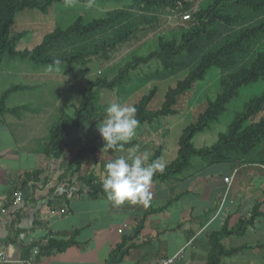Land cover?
<instances>
[{"label":"trees","instance_id":"obj_1","mask_svg":"<svg viewBox=\"0 0 264 264\" xmlns=\"http://www.w3.org/2000/svg\"><path fill=\"white\" fill-rule=\"evenodd\" d=\"M99 1L105 0H95L94 3ZM115 1L122 4V9L107 12L102 18L88 23L77 19L65 30L57 29L45 36L42 43L32 51L16 52L14 47L20 36L9 38V29L15 15L31 9L43 11L53 4L64 3L65 0H0V62L7 56L10 59L29 60L37 65H51L61 69H69L78 64L87 65L91 57H102L105 60L107 52L115 51L118 45L135 39L134 35L137 33L146 34L147 28L151 26L152 29L157 27L159 21L152 15L159 10H167L177 16L189 15V20L184 21L187 27H181L178 35L171 33L167 38L158 36L154 51L144 57L133 58L118 69L111 80L97 79L88 83L80 91L82 100L72 117L62 116L51 127L48 141L43 146L44 158L55 163L65 153L70 132L83 124L84 114L93 100V89H115L123 83H128L130 74L140 66L156 62L155 73L147 79L164 80L180 73H185V77L165 93L159 110H148L153 91L134 105L139 125H150L158 118L173 114L172 107L178 97L191 90L194 83L203 80L211 68L219 69L220 80L219 91L214 100L207 104L195 123L184 129L178 142L176 159L165 167L163 174L157 173L152 183L179 181L186 172H197L217 165L264 167V92L259 98L244 105L243 110L235 115L226 133L219 135L214 145L202 149H195L192 145L194 136L203 133L211 123L218 120L240 89L264 80V0H209L205 5H200L196 12L192 9L196 0ZM134 11L138 13V21L143 22L144 27L141 28L144 29H140V24H131ZM57 60L60 63L55 65L54 61ZM27 89L29 88L12 86L3 92L0 98V121L7 114L18 115L24 110L23 107L7 109L6 101L13 93ZM132 146L133 142H130L123 148ZM103 147L104 142L100 134L96 133L93 142L86 148L78 149L69 161V175L80 173L84 158L98 153L112 157L117 151L105 150ZM160 156V151L156 150L149 163L159 160ZM41 174L35 172L25 175L21 185L32 180L40 182ZM65 178L66 175L63 174L60 181ZM77 180L86 187L90 199H108L102 190L101 182L93 174L79 177ZM257 211L255 207L252 218L246 223L238 221L235 232L225 228L211 235L207 264H220L221 258L229 257L235 252L226 251L220 240L228 235H242L246 227L251 225V220L258 216ZM145 217L138 222L133 232L134 237L142 230ZM126 239L129 240L130 237ZM126 239L122 238L106 264L120 262L127 255ZM70 245L71 242L50 240L43 249L62 253Z\"/></svg>","mask_w":264,"mask_h":264},{"label":"crops","instance_id":"obj_2","mask_svg":"<svg viewBox=\"0 0 264 264\" xmlns=\"http://www.w3.org/2000/svg\"><path fill=\"white\" fill-rule=\"evenodd\" d=\"M8 116L0 121L5 124L0 128V251L7 254L8 264L29 259L32 264H106L122 238L129 237L127 255L113 264H158L173 258L174 264H207L211 235L225 228L235 232L238 221L252 218L255 207L258 216L242 235L220 240L226 251H235L220 264H264V167L221 165L189 171L179 181L152 183L147 207L115 205L106 198L90 199L77 180L93 174L101 182L111 158L96 164L95 155L84 158L80 173L70 176L68 164L78 149L66 150L58 162L48 161L42 154L47 142L37 146L34 132L24 133L20 119ZM35 172L42 173L40 182L21 185L25 175ZM63 174L66 178L60 181ZM232 176L227 190L223 179ZM143 217V228L134 237ZM50 240L72 245L62 253L44 251Z\"/></svg>","mask_w":264,"mask_h":264},{"label":"rangeland","instance_id":"obj_3","mask_svg":"<svg viewBox=\"0 0 264 264\" xmlns=\"http://www.w3.org/2000/svg\"><path fill=\"white\" fill-rule=\"evenodd\" d=\"M208 1L196 0L192 8L193 11L196 12L200 5H205ZM118 2L115 0L99 1L94 3L92 8H88L85 6L87 2L77 0L76 3L68 5L65 0L64 3L53 4L43 11L39 9L26 10L15 15L9 29V38L20 36L14 47L16 52L32 51L42 43L45 36L57 29L65 30L77 19L88 23L102 18L107 12L122 9V4ZM132 15L131 24H140V29H144L141 28L144 27L143 22L138 21V13L134 11ZM152 16L159 21L157 27L152 29L151 26L147 28L146 34L137 33L134 35L135 39L118 45L115 51L107 52L105 60L102 57H91L87 65H73L69 69L52 67L53 70L49 71V66L4 56L0 62V98L3 92L12 86L32 87L26 91L13 93L8 97L7 109L25 106L18 117L15 114L8 117L15 121L20 119V123H18L20 129L24 133L33 131V142L42 147V142L48 141L51 127L62 116L72 117L74 110L79 107L82 100L80 91L88 83L97 79L111 80L118 69L133 58L144 57L154 51L158 36L167 38L171 33L178 35L181 27H187L186 21L181 22L180 15H172L167 10H159ZM156 69L157 63L150 62L132 72L128 83H123L112 90L93 89V100L84 114L82 126L71 131L66 141L67 152L86 148L93 142L96 133H99L98 127L103 123L105 109L111 102L120 101L125 105L134 106L142 97L153 91L154 94L149 102L148 110L152 112L159 110L165 93L169 89H173L177 82L182 81L185 73L158 81L147 79L155 73ZM219 80V69L211 68L208 70L203 80L194 83L191 90L178 97L172 107L173 114L158 118L150 125L138 126L136 135L131 142L140 145L137 144L134 147L138 146L139 152H149L150 157L156 150H159L161 153L159 161L166 166L172 163L177 157L178 142L184 129L195 123L207 104L214 100L219 91ZM263 92L264 80L240 89L237 96L228 103L218 120L211 123L203 133L194 136L192 139L194 148L202 149L214 145L219 135L226 133L235 115L243 110L244 105L259 98ZM4 126L0 124V128H4ZM129 150L127 148L117 150L109 159L126 156ZM105 157L107 156L98 153L92 160L96 164ZM217 166L222 168L221 165Z\"/></svg>","mask_w":264,"mask_h":264},{"label":"clouds","instance_id":"obj_4","mask_svg":"<svg viewBox=\"0 0 264 264\" xmlns=\"http://www.w3.org/2000/svg\"><path fill=\"white\" fill-rule=\"evenodd\" d=\"M77 0H66L68 5ZM95 0H87L85 5L92 8ZM60 63L54 61L55 65ZM53 70L49 66V71ZM137 109L120 101L111 102L105 109L103 123L98 132L104 142L105 150H122L136 135L139 121L136 118ZM150 154L139 152L138 146L130 149L126 156H119L104 165L101 187L108 199L115 205L142 204L147 207L152 199L150 191L152 179L157 174H163L166 165L157 160L148 163Z\"/></svg>","mask_w":264,"mask_h":264},{"label":"built area","instance_id":"obj_5","mask_svg":"<svg viewBox=\"0 0 264 264\" xmlns=\"http://www.w3.org/2000/svg\"><path fill=\"white\" fill-rule=\"evenodd\" d=\"M181 17V21H188L189 20V15H180ZM235 174V173H234ZM233 176L232 177H228V179H224V183L226 184V188L227 190L230 188L231 186V182H232ZM18 197V196H17ZM19 200V199H17ZM175 258L173 259H167V260H161L158 262V264H172ZM0 263L1 264H8L9 260H8V256L7 254L2 250L0 251ZM22 264H32V259H29L28 261L22 263Z\"/></svg>","mask_w":264,"mask_h":264},{"label":"bare ground","instance_id":"obj_6","mask_svg":"<svg viewBox=\"0 0 264 264\" xmlns=\"http://www.w3.org/2000/svg\"><path fill=\"white\" fill-rule=\"evenodd\" d=\"M191 104V103H190ZM174 264V263H173Z\"/></svg>","mask_w":264,"mask_h":264}]
</instances>
